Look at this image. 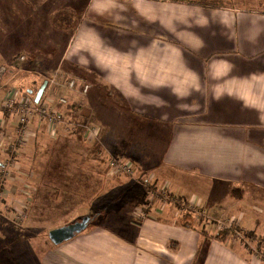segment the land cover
Wrapping results in <instances>:
<instances>
[{"label":"crops","instance_id":"1","mask_svg":"<svg viewBox=\"0 0 264 264\" xmlns=\"http://www.w3.org/2000/svg\"><path fill=\"white\" fill-rule=\"evenodd\" d=\"M62 1L77 19L69 32L50 25L55 10L40 18L41 0H30L36 23L29 39L56 44L57 66L79 79L60 90L67 104L58 108L69 119L73 109L80 119L90 115L99 133L91 145L126 157L145 182L184 206L171 214L152 208L138 221L122 217L120 207L114 222L59 244L43 264H260L236 241L213 238L205 222L178 216L197 207L211 217L250 218L249 231L264 230L253 219L264 214V10L182 0Z\"/></svg>","mask_w":264,"mask_h":264},{"label":"rangeland","instance_id":"2","mask_svg":"<svg viewBox=\"0 0 264 264\" xmlns=\"http://www.w3.org/2000/svg\"><path fill=\"white\" fill-rule=\"evenodd\" d=\"M182 1L235 9L259 6L264 10V0ZM63 4L62 0H41L36 7L38 15L41 18L51 10L65 8ZM66 7L74 12L72 5ZM33 9L30 0H0V112L4 113L0 161L8 163L9 167L8 172H0V264H43L46 253L59 245L49 240L48 231L80 223L85 217L88 218L86 228L73 237L101 226L102 221L114 222L120 207L122 217L138 221L152 208L160 207L171 214L174 206L179 203V207L184 206L165 187L158 191L155 183L145 182L142 172L130 175L111 170L110 159L126 157L109 153L100 145H91L99 141V133L90 115L80 119L79 110L73 109L67 113L71 115L69 119L58 108L62 115L56 121L50 123L33 115L28 119L27 128L19 124L18 101L26 97L34 101L45 80L48 84L42 101L49 97L54 103L63 97L59 96L60 90L66 86L72 90L69 83L74 81L75 87L79 80L74 70L65 73L57 66L60 52L56 44L48 39L45 43L29 39L31 24L36 23ZM45 31L41 25L40 32ZM29 46L35 47V52L25 48ZM13 94L16 100L12 107L5 106V97ZM13 120L17 123L13 124ZM79 142L90 145H78ZM148 190L157 191L151 194ZM201 212L197 207L188 208L185 214L178 216V221L197 226L205 222L207 229L213 230V238L236 241V248L248 260L250 256L255 258L254 263L260 259V264H264V230L261 234L257 230L249 231L245 224L250 218L246 221L230 214L211 217ZM253 219L257 225L264 224V214L255 215ZM113 230L127 236L135 232L134 229ZM199 230L208 236L203 226ZM200 258H196V262L200 263Z\"/></svg>","mask_w":264,"mask_h":264},{"label":"built area","instance_id":"3","mask_svg":"<svg viewBox=\"0 0 264 264\" xmlns=\"http://www.w3.org/2000/svg\"><path fill=\"white\" fill-rule=\"evenodd\" d=\"M20 58H23V57H20ZM74 83H75L74 81H71L69 83V87L73 88ZM87 88L88 87L84 85L83 91H86ZM14 100H16L14 97V94L7 95L5 97L4 105L7 107H12ZM57 103L58 105H65L67 103V99L65 97H59L57 102L54 103V101L50 99L49 97L45 98L44 102L42 101V98H40L38 102L30 100L28 97L21 98L17 103L19 107V110H18L19 124L26 125V128H27L28 119L33 115L37 116L39 119H44L46 121H49L50 123L53 121H56L57 119H60L62 113L58 109ZM1 114L2 112H0V128L2 127V121H3V118H2L3 116H1ZM108 165L111 168V170L115 169L117 171L125 172L130 175H132L136 171L132 163L126 160L110 159L108 162ZM8 168H9L8 163L0 161V172H6V171L8 172L9 170ZM159 190H163V189L159 188L158 191ZM156 191H153V192H156ZM153 192L152 190H148V193L153 194Z\"/></svg>","mask_w":264,"mask_h":264},{"label":"water","instance_id":"4","mask_svg":"<svg viewBox=\"0 0 264 264\" xmlns=\"http://www.w3.org/2000/svg\"><path fill=\"white\" fill-rule=\"evenodd\" d=\"M46 84V81H44L37 90L34 97L35 102H38L40 100L43 91L46 87ZM87 221L88 218L85 217L80 223H71L60 227L52 228L48 231L49 240L55 245L67 241L71 239L75 234L84 230L87 226Z\"/></svg>","mask_w":264,"mask_h":264},{"label":"trees","instance_id":"5","mask_svg":"<svg viewBox=\"0 0 264 264\" xmlns=\"http://www.w3.org/2000/svg\"><path fill=\"white\" fill-rule=\"evenodd\" d=\"M49 20L54 30L63 31V32H69L73 30L77 22V19L75 18V13L73 12L71 8H68V7L61 8V9L54 11L50 15ZM217 239L222 240L219 238Z\"/></svg>","mask_w":264,"mask_h":264}]
</instances>
